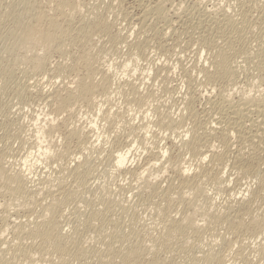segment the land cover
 Here are the masks:
<instances>
[{"label":"rangeland","instance_id":"obj_1","mask_svg":"<svg viewBox=\"0 0 264 264\" xmlns=\"http://www.w3.org/2000/svg\"><path fill=\"white\" fill-rule=\"evenodd\" d=\"M12 1L13 0H0V15L1 14L3 15L4 13L8 14V15L4 14V18L0 16L1 17L0 18L1 20L0 21L1 22L0 32H2V34L6 33L5 30L7 28L6 34L4 35L0 34L1 35L0 36V128H1L0 130L1 131L0 132V148L1 149L0 150H2L1 151L2 153L5 152L4 155L5 154L7 155V156L5 155L6 160H7L6 162L10 163V165L8 163V168L12 167L13 169L18 170L19 164H21L20 163L21 160L26 156V154L32 151L33 152L31 154L38 155L36 151L37 149L35 148L36 147L38 148L39 147L38 145L40 144L38 141L36 142L37 139H35L37 137L36 130L38 131V129L42 127L45 128L46 126L45 124H47L48 126L49 121L53 120V125L56 127V129L54 128L55 130L52 131L53 133L49 134L52 137L47 136L49 139L46 137L48 140L47 142L49 143V146H50L49 149L51 148L50 151H48V158H49V155H50V158L48 159L46 157L45 158L46 160H45L42 157L43 159L42 160L40 157L37 159L36 155H34L36 159L33 158L32 156L31 158L30 157L28 158V161L33 165L30 168L31 173L28 176V179L31 178L29 180H31V182L33 183L29 184V186H31L30 188L32 190L39 189V191H36L37 195H39V196H36V198H38L39 201L41 200V202L39 201L38 202L42 203L43 204L42 206L46 205L49 202L48 200H49V197H51V195L52 196L57 195V192L55 191L56 190L55 188H57L56 187L57 182L56 180L54 181V178L58 176L57 174L59 173L58 171H60L59 168H61V165L64 166L63 163L67 162V159H64L63 157H61L63 159L62 160L59 156H61L62 153L64 154V156L67 153L70 154L71 156L70 155L69 156L71 158H74V160L76 161V162L75 161L72 162L70 164V167H74L76 164H79L82 162L81 160L83 158L78 155L79 153H77V150H78L77 148L79 144L77 143L76 140H71V139L68 140V137H69L68 135L71 129L75 128V129L81 130L84 128L83 129L84 131L83 130L81 131L84 132L85 135H87L90 143L94 142L93 145L95 147L94 149L90 150V152L89 151L84 152L86 156L87 155L89 156L88 158L90 159V162H91L90 164L92 165L91 166L92 170L90 172L91 176H89L87 179V183L85 185L86 190L80 189L79 187L77 188V184H74V182L70 178L68 181H66V183H64L65 185L63 184V186H65L63 187V190H62L64 195H67L68 191L73 189L75 192L78 191L77 193L80 196L76 194V196L71 199L72 201L70 200L71 202L70 201L68 202V208L66 207L64 211L65 212L64 218L66 217V220H64L63 218L62 219L63 221H61L63 225L62 224L61 225L63 228V234L66 233L67 235L74 231V224L76 225L77 223L79 226L83 221V223L79 226L80 231H81L80 233L81 242L80 241L79 242L81 245L85 246L88 249L85 250L87 253L86 258L83 257V259L80 258L78 260L69 258L70 260L68 259L69 260L68 264H90V263L91 264H98V263L104 264L105 262H107L105 264H119L118 259L116 258L112 260H109L107 258L105 259V256L103 255L104 243L106 242L103 238V236H105L104 234L115 235L119 231H120L119 234L121 233L124 236L125 234L126 236H129L130 232L134 234V231H135L136 236L133 238L134 240L132 239L131 241L133 243L134 242L136 243V241L138 240L141 252H144L143 254H145L146 253L145 251H147L148 253V251H150L151 249L153 250L152 248L153 246L151 245L155 242L156 237L159 239V237L161 236L159 235L160 234L159 232H161L162 228H164V226L162 225H165L167 223L166 221L169 218L173 220L175 219L177 221L178 219L182 218L184 214L187 215L188 213H191V210L189 211V208H188L189 207L188 202L185 201V203L182 202L183 204H181V202L179 203V201H177L175 198L172 199L174 195H171L169 197H165L163 195H162L163 197L161 195L155 196L158 199H156L155 197L147 199V196L146 197L142 196V199L141 197L139 199V196H136L137 189L138 187L141 186L143 179H149V178L151 179V177L155 175V172H153L154 170L151 169L150 167L154 165L155 167H157L159 165L163 169L165 168L163 172L164 180L165 178L169 177L168 179H171V180L174 179L173 181L174 183H176L178 179L175 173L176 170H174L176 167L191 166L190 167L191 170L189 173H191L192 175L195 169V165L193 166L192 163L189 164L190 157L185 151L183 152L184 150L183 142L190 140V138L193 136L192 133L198 130V128L200 127L199 125L201 124L203 125L206 121H208V119H210V115L211 116L213 115L212 114L213 107L216 108L219 105L220 103L219 99H220L222 90H225L223 92L225 96L226 94L228 95L229 93L228 96H230V99L231 98L233 99L232 100L233 102L234 100L237 101L245 93H249L250 95H253V96L260 95L261 97L263 95V98H264V90H263L264 89V72L262 73L256 72L255 71L256 69L254 68H256V64L258 63L257 59L256 61H254L255 58L254 60H251L253 55H256V52H258V50L260 49L264 50L263 49L264 48V11H263V6H262L264 0H255V1H252V0H248V1L247 0L246 1L245 0H168V1L164 0L163 6L165 7L166 17H168V18H165L166 20L164 19L160 20L158 17L155 18L156 14L153 13V11L152 12L149 11V9H152L154 4L157 3V1L159 0H150V1L149 0H138V1L136 0H114V2L112 0H74L76 7L73 3H71L73 2V0L71 1L68 0L74 8L73 7L68 8V12H71V13L67 12L68 13L67 15V13L64 14L67 11V7H70V6H67L63 10V14H62L63 17L61 16L62 18H60L61 14L60 15L55 14L56 13L55 9L62 2V0H53L54 3L52 2V0H47L48 2L46 0H44L45 2L43 0H38V1H42V2H38L36 0V3L34 0H23L24 4L23 2L20 3L21 2L20 0H18L19 2H15L16 0H14L13 2ZM26 1L27 2L29 1L30 3L29 2L27 3ZM33 1H34V4H33ZM49 1H51V3ZM99 1H101V3ZM10 2L11 3L15 2V3L11 4ZM31 2L33 5L31 4ZM56 2L58 3L57 6H56L57 4ZM251 2H254V3H251ZM25 5H30V6H25ZM32 6H34V9ZM100 6H101V9L98 8ZM240 6H242L243 10L241 9ZM19 7L22 10L18 9ZM14 8L16 9L14 10ZM75 8L77 11L75 10ZM7 9H10L8 10L10 13L7 12ZM29 9L30 11L32 10V13H29L30 11L29 12L27 11ZM38 9H39V12H36V10L38 11ZM18 10L22 11L23 13H21ZM52 10L55 11V13L51 12ZM202 10L205 12H209L210 10L209 13L212 15V18H210L211 21L209 20L210 23L209 22H207L208 24L204 23L203 26H200L201 28L200 29L194 26L196 24V20L198 21L199 19L198 15ZM11 11L15 12L16 14L15 13L14 14L16 16H14L13 14L12 17L10 18L9 16H11L12 14ZM94 11L96 12L101 11V13L100 12L96 13ZM187 11L188 12L190 11V12L187 13ZM212 11H214L216 14H213L214 12L212 13ZM239 11H242L243 13ZM40 12H42L47 17L51 15L50 18L58 19L59 23L62 22V27L64 26L65 28L68 25L69 27L67 28H69V30L73 29L70 31L72 32L74 31L75 33L71 32V34L64 37V40L59 41L60 44L57 42L54 45L49 44L47 46H42L38 42L39 44L35 43L32 45H25L28 47L24 48L23 46L22 47L19 46L16 43V41L13 42L15 40L14 37L16 38V33L14 31L16 32L18 31L16 29L17 25L19 24V26H22L23 24L24 25L27 23L31 24L32 22L33 24H35L34 17L36 14ZM223 12L224 13L226 12L225 13L226 16L232 17L238 23L242 24V26H245V31H243L244 33L241 32L242 34L232 35L233 39L231 38L232 40L229 41V45H232V47L229 45L226 46L225 40H223L220 36L221 31H219L220 29L218 28L220 26L217 24V22L218 20L220 21V19L222 20V18L224 17L222 16ZM18 13H19V16L20 14H22V17L24 19H21L20 18L21 16L20 17L17 16ZM90 13H92L91 14L92 16L89 15ZM190 13L191 15L188 16V14ZM53 15L54 17H52ZM69 15L73 18H71ZM80 15H81L80 17L81 21L82 19L85 18L83 22L78 20ZM94 15L97 17H95ZM143 15H144V18H143ZM101 16H102V19H101ZM66 17H69V19ZM88 17L90 19H88ZM195 17L198 19H196ZM2 18L4 19L5 24H3L4 21L2 20ZM30 18L32 20H30ZM98 18H100L101 20ZM141 18H143L144 20L146 19V22L144 21L143 24L140 23L141 24L140 25L139 22H141L140 21ZM6 19H7V22L9 23V24L7 23L8 27L5 26ZM12 20L15 26L13 25ZM169 20H171L172 22ZM173 20H175L176 22ZM213 20H215L216 22L215 21L213 22ZM63 21L65 23H63ZM66 21L67 23L70 22L71 24L70 23H69L70 25L67 24ZM41 23H39L38 26L40 28L39 27L38 28L40 30L41 28L47 29V25L46 27L45 26L43 27V25L46 24V21L41 22ZM90 23L91 25L93 24V26H91ZM79 26H82V27H79ZM12 27L14 29H12ZM95 27H98V28L94 29ZM87 28L88 30H85ZM216 28L218 31L215 30ZM93 29L94 31H92ZM101 29H103V31ZM195 29L196 30L199 29V30L196 31ZM105 30H107L108 32ZM214 30H215V33H214ZM86 31H88V33ZM105 32L107 33V35ZM82 33L85 35H81ZM203 33L205 34V36ZM75 34L79 35L78 37L80 39ZM86 34L87 35L89 34V37ZM217 34H219L218 35L219 37H217ZM73 38H75V40H73ZM82 38H85V39H82ZM211 44L213 47L211 46ZM219 45H221V48H224L223 46L225 45L224 49L225 50L227 49L226 51H229V54H231L232 52L236 54L237 52L236 55L232 54V57L230 55L231 60L233 57L234 58L237 57V59L233 58L234 60L237 61L236 62L237 66H236V63L233 64V67L235 68L234 70H236V68L239 66V68H237L238 71L237 70L235 71V84L236 85H234L233 87L224 84L223 80H220L219 82L217 78L215 79L216 81L214 80L212 83H207L206 81L207 78L206 77L204 78L205 75L203 73L205 69L206 70L208 69L207 71L208 72L210 71L209 73H213L214 71L213 67L211 66L212 65L211 62L214 60V57H215L214 55L217 53V52L214 53L215 50L217 48L221 50V48L218 47ZM226 47H228L229 49ZM233 47L234 49H231ZM134 48L136 49V51ZM213 48L215 49L212 51ZM4 50L6 51L4 52ZM219 50L217 49L216 51H219ZM233 50H235V52ZM245 50H249L247 52L251 53L250 54L251 59L248 60L245 57H244L245 60L243 59V56H244L243 53L246 52ZM238 55L240 56V58ZM34 60H38L41 63L42 67L40 69L38 70L34 69V67L32 66ZM30 62H32V64ZM261 64L264 65V62ZM261 64L258 63L257 65L261 66ZM62 66H63V70H62ZM66 68L68 69L66 70ZM89 69H90L91 79H92V80L90 79L91 83L95 84V86H99L96 89L97 90V92H95L96 95L94 93L95 101L93 100V102H85L79 99L76 102H74L72 106L69 107L70 109L67 108L66 109L67 111L58 110L57 101L59 100V98L57 99V97H54V96H59V97H62V95L65 96L66 92H68V89L74 92L73 89L75 88L74 86H76L77 84L76 81H80L81 78H84L83 76L86 77L85 74H87L86 72ZM202 71L203 73H201ZM106 76L109 79V81L106 80ZM103 80L106 82L107 88L109 87L108 91L110 90L108 94L109 96L107 95V98L101 97V93H100L102 82L103 84H105ZM129 81L130 83L133 84V85L132 84L130 85V83L128 84V86L130 85L129 86L130 89L127 86V83ZM124 82L126 86L125 84H123ZM188 83L190 85H188ZM15 84L16 86L19 85L22 87L17 86L16 88ZM131 86H135L134 88L133 87L132 88L138 91H134L133 89H131ZM18 88H24V89L22 90ZM19 90L23 92H20ZM24 90L26 91L25 93H24ZM132 90L134 93L131 92ZM18 91L20 92V95H18L19 94ZM56 91H57V94H60V95H55ZM98 92L100 95L98 94ZM21 94L23 95L25 94V95L23 96ZM19 97H21L22 99ZM54 99H56L57 101ZM213 101H215V103ZM210 104L212 105L216 104V105L212 107ZM187 107H190V108L186 109ZM163 118L166 120H164ZM168 119L169 121L172 119L174 123L176 122L177 124L180 125L179 126L175 123L178 127V129L176 128L175 132L170 131V130L168 131L167 127L166 128L164 127L165 124L163 122L162 124L160 123L161 120L165 121V123H169ZM64 123L66 126H64ZM47 126L45 130L47 129ZM175 127L176 126H174V128ZM194 128H196L197 130H194ZM95 138H97V140L99 139L97 141L99 143L95 141ZM233 141L234 140L231 139L229 143L233 144ZM216 145L218 146H216L217 149L215 148V150L217 152H220V151L222 152L223 150L222 145L217 144V143ZM235 145L238 146L237 143H234L233 146L230 145L232 151L236 150L237 146ZM45 146H47V143L41 144V147H45ZM233 147L235 148V150H233L234 149ZM127 149L130 151L129 153L130 155H128V160H127L126 165L133 170H137V173H142L143 170H146V175L145 173L144 174L142 173L141 175L143 176H138L140 178L136 176L137 177L136 179L135 176H132V177L130 175L123 176L115 168H113V164H112L113 162L111 163L112 159H110L111 156L115 155V153H117L118 150L126 151ZM66 150L68 152H66ZM159 150L161 152H159ZM160 153L161 154L164 153V157L160 158L159 160L157 156ZM73 156L79 159L76 160V158ZM157 160H159V162ZM222 172L225 173L224 175L226 177H228L226 178L225 188H224V185L222 187L215 188L218 191L217 192L214 188H211V187L207 188L208 186L206 187L207 188L206 195L207 197L211 199L210 201L212 202V206L210 208L212 211H216L217 209V211L220 210L224 212L226 202L230 199V197L232 198L233 195L238 197L240 196L239 194H242L244 195V197L246 195V197L249 198L250 197L249 196L250 187L251 189L257 188V185L255 184V182L253 183L254 180H252V182L250 183V181L247 180L246 178L244 179L243 177H240L241 176L240 174L234 171H231L229 167L224 168ZM138 179L140 180V182H138L139 181ZM247 182L249 183L250 187L249 186L247 187L248 185ZM166 184L167 183L163 181L160 183V186L162 188H165ZM75 188H77V190H75ZM243 189L248 191L249 194ZM39 193L40 194L42 193V194L40 195ZM44 196L46 197L48 196V198L47 199L45 198V200L43 201L42 198ZM199 197L200 198H196V199L198 200V202H201L203 200V197L201 196ZM5 199L6 197L4 198L3 196L2 197L0 196V211H1L0 212V235L3 238L1 239V241L3 242L1 244L5 246L4 247L3 245L0 244L4 251L2 253L4 254L2 255L4 256L3 259L6 260L5 261L6 263L8 262L7 264H12V263L13 264H30L31 262L28 263L27 261H24L23 259H21V257L19 258V260L18 258L13 259V257H11L13 255L11 253L13 252H10V251H13V250L11 249L9 250V248H11L10 245H12L15 241V235L13 233L12 228L16 223H19L22 221L24 222L26 217L25 215H23V213H20V212H19L20 214L18 213V215H16L17 213H13L12 210L7 211L5 214V212L3 211L4 209H3V204H2L4 203L3 201ZM149 199L151 202L153 201L152 204L149 201ZM160 199L164 201L161 202ZM145 200L147 201V203L145 202ZM155 200L160 201V202H157V201L155 202ZM168 201L170 204L168 203ZM113 202H114V206H116L117 203L118 204L122 203V206L127 205L126 206L127 210H124L126 212L122 210L120 211L118 207H114ZM143 202L146 204L144 205ZM161 203H163L165 206ZM153 204L154 206H152ZM157 204L161 208H164V209H160V207ZM166 205L171 208H168ZM155 206H156L155 209L157 210L154 209ZM235 207L231 208V209L233 208L234 209H233V212L230 210L228 214L229 219L233 218V215H234L233 213H235L234 210L237 209ZM116 208H117L118 213L116 211ZM128 209L130 210V212ZM166 209H169L170 211H167L166 213ZM39 210H40V207L37 208V210H35V212H37L36 214H30L31 216L27 214L29 217V221L32 222L31 224H33V222H36L38 220L37 217L41 213V211ZM97 210L100 212H98ZM251 210H253L252 211L253 216H257V217L264 219V199H262V201L258 199L256 202H254ZM199 211L200 210H198V213L196 214V218H195V220L199 222L196 223L197 228H195L193 232L190 231V233L188 232V234H186L187 236H185L184 238L177 239V241H173L171 246H174L175 248L173 247L174 248L173 249L170 247L171 248L170 251L169 249L165 250L166 253L165 251L163 252L160 251V254H158L159 251L158 250L156 251L155 249L153 250V252H151L152 250L149 252L151 253V255L146 253L142 259L143 264H149L151 260H156L158 258L160 260L162 259L161 261L165 262V264H199V263L202 264V262L200 261L201 260L200 258L210 252H213L225 258L222 264H243L245 262L246 263L248 262V264H264V255H262L260 251H258V249L260 248L259 246H261L264 242V233L261 236L259 235L257 238L256 237L249 238V235L248 233H246V231L244 232L242 231L240 234H238V236L227 234L226 228L224 226L225 219L223 220V223L218 224L219 227L218 225H215L217 226L216 228L214 225H213L214 227L212 225H210L209 227V225L206 224L207 225L206 226L205 223L203 222V219H201L202 212L201 211L199 212ZM79 212L80 214H78ZM103 212L104 213L107 212V213L104 214L103 216ZM112 212L113 213L115 212V213L113 214ZM126 213L127 214L129 213V214L126 215ZM231 213H232L231 215L232 217L230 216ZM78 215H80L81 217H79ZM161 215L163 217H161ZM82 216H83V219H82ZM164 216H167L168 218L166 217L165 219ZM76 219L77 221H75ZM86 220L88 223L92 224V229L87 228L86 230V228H84ZM129 221L130 222L132 221V222L130 223ZM103 222H105V224ZM116 224L118 227L117 230L112 229L114 228ZM111 225L113 226L111 227ZM198 225L200 226V229ZM83 229L86 231L84 232ZM96 230H97V234H96ZM116 231L118 232L116 233ZM127 232H128V235H127ZM191 232L193 234H191ZM194 232L196 235H194ZM222 236L223 238L224 237L225 238L221 239ZM186 237H188L189 239V240L187 239V242H189L188 244H186L188 245L187 247H190V249L193 248L191 249L192 251L189 250L190 254L188 252L187 254L180 253L178 249L179 246H177L179 244L181 246V243L183 244V242H185L184 239ZM177 242L178 243L180 242V243L177 244ZM127 244L129 245L131 243H126V245ZM148 247H150V249ZM142 248L144 249V251H142ZM98 250H99V253H97ZM97 254L103 257L105 260L100 258ZM44 255L46 254L43 253L40 255H36L37 261L34 260V262H32L31 264H44L45 263L44 261L47 260L48 258V256H44ZM44 257H46V259ZM152 257L153 258L157 257V258L153 259ZM42 258L45 260H43ZM71 259L73 260L72 262H71ZM193 261L195 263H193ZM45 264H48V262H46Z\"/></svg>","mask_w":264,"mask_h":264},{"label":"bare ground","instance_id":"obj_2","mask_svg":"<svg viewBox=\"0 0 264 264\" xmlns=\"http://www.w3.org/2000/svg\"><path fill=\"white\" fill-rule=\"evenodd\" d=\"M14 1V0H13ZM12 1V2H13ZM22 3L23 0H20ZM35 3H36V0H34ZM34 1H33V4H34ZM38 1V0H37ZM44 1V0H43ZM47 1V0H46ZM71 1V0H69ZM68 0L65 1V0H62V2L58 5V1L56 2V6L58 5V7L55 9V11H51V12H54L55 14L57 15H60V18L63 17V10L67 7V6H70V7H67V11L64 13L66 14L68 12V8H72V4L74 3V0L73 2H69ZM114 2V0H112ZM138 1V0H136ZM150 1V0H149ZM168 1V0H167ZM246 1V0H245ZM248 1V0H247ZM252 1H255V0H252ZM15 2H19L18 0H16ZM14 2V3H15ZM27 2V1H26ZM29 2V1H28ZM27 2V3H28ZM38 2H42V1H38ZM45 2V1H44ZM48 2V1H47ZM51 3V1H49ZM53 2V0H52ZM60 2V1H59ZM76 2V1H75ZM101 3V1H99ZM103 2V1H102ZM111 2V3H113ZM164 0H159L157 1V3L154 4V6L152 7V9H149V11H153V13L156 14L155 18H159L160 20L161 19H164L166 20L165 18H168L166 17V13H165V7L163 6L164 5ZM206 2V1H205ZM250 2V1H249ZM259 2V1H258ZM11 3V2H10ZM14 3H11V4H14ZM26 3V4H27ZM30 3V2H29ZM54 3V2H53ZM139 3V2H138ZM199 3V2H198ZM243 3V2H242ZM251 3H254V2H251ZM9 4V5H11ZM24 4V2H23ZM32 4V2H31ZM32 4V5H33ZM99 4V3H98ZM103 4V3H102ZM142 4V3H141ZM210 4V3H209ZM246 4V2H245ZM248 4V3H247ZM8 5V4H7ZM22 5V4H21ZM20 5V6H21ZM37 5V4H36ZM100 5V4H99ZM110 5V4H109ZM113 5V4H112ZM140 5V4H139ZM147 5V4H146ZM241 5V4H240ZM257 5V4H256ZM15 6V5H14ZM25 6H30V5H25ZM24 6V7H25ZM55 6V7H56ZM98 6V5H96ZM95 6V8H96ZM104 6V5H103ZM111 6V5H110ZM116 6V5H115ZM149 6V5H148ZM198 6V5H197ZM263 11H264V1H263ZM10 7V6H9ZM8 7V8H9ZM17 7V6H16ZM33 9H34V6H32ZM76 7V5H75ZM112 7V6H111ZM241 9L243 10L242 6H240ZM238 7V8H240ZM4 8V7H3ZM7 8V7H6ZM28 8V7H27ZM39 8V7H38ZM74 8V7H73ZM101 9V6L98 7ZM116 8V7H115ZM150 8V7H149ZM16 8H14L15 10ZM18 9H21L20 7ZM99 9V10H100ZM240 9V10H241ZM262 9V8H261ZM8 10L10 9H7V12L10 13ZM13 10V11H14ZM22 10V9H21ZM25 10V9H24ZM71 10V9H70ZM69 10V11H70ZM76 10V8H75ZM95 10V9H93ZM98 10V9H97ZM143 10V9H142ZM20 11V10H18ZM26 11V10H25ZM28 12L30 11L27 10ZM35 11V10H34ZM41 11V10H40ZM43 11V10H42ZM77 11V10H76ZM113 11V10H112ZM177 11V10H176ZM182 11V10H181ZM195 11V10H193ZM224 11V9H223ZM245 11V10H244ZM4 12V11H3ZM12 12V11H11ZM21 13H23L22 11H20ZM36 12H39V9L38 11L36 10ZM50 12V13H51ZM74 12V10H73ZM72 12V13H73ZM96 12V11H94ZM93 12V13H94ZM101 13V11H98ZM96 12V13H98ZM115 12V11H114ZM190 12V11H189ZM187 11V13H189ZM204 12V13H203ZM210 12V10H209ZM209 12H205V11H201L199 13V19L198 21L196 20V24L194 27L196 28H200V26H203V24L209 22L210 23V18H212V15L209 13ZM214 11H212L213 13ZM221 12V11H220ZM239 12H242V11H239ZM15 12H12L11 16H9L10 18L12 17V15L14 14ZM25 13V12H24ZM27 13V12H26ZM29 13H32V10L29 12ZM48 13V12H47ZM46 13V14H47ZM68 13H71V12H68ZM67 13V15H68ZM127 13V12H126ZM147 13V12H145ZM144 13V14H145ZM192 13V12H191ZM188 14L189 15H191ZM211 17H210V15ZM222 13V12H221ZM220 13V14H221ZM226 13V12H225ZM225 13L223 12V15L224 16L222 18V20L220 19V21L218 20L217 24L220 26L218 27L221 31V38L223 40H225L226 42V46L229 45V41H231L233 38V34H242L244 33L243 31H245V26H242V24L238 23L236 20H234L232 17H229V16H226ZM233 13V12H232ZM243 13V12H242ZM262 13V12H261ZM5 14V13H4ZM4 14L0 15L1 17L4 18ZM16 14V13H15ZM14 14V16H16ZM34 14V13H33ZM36 14V13H35ZM53 14V13H52ZM92 13H90L89 15H91ZM104 14V13H103ZM102 14V15H103ZM114 14V13H113ZM213 14H216L215 12ZM229 14V13H228ZM5 15H8V14H5ZM56 15V16H57ZM72 15V14H71ZM82 15V14H81ZM81 15L79 16V21L80 20V17ZM172 15V14H171ZM175 15V14H173ZM19 16V13L18 15ZM21 16V17H20ZM20 18L21 19H24L22 17V14H20ZM51 16V15H50ZM45 16L42 12L38 13L35 15L34 17V22L35 24H33V22L31 24H23L22 26H19V24L17 25V32L14 31L16 33V38L14 37V41H16V43L19 45V46H23L24 48L28 47V46H25V45H32V44H35V43H40L42 46H47V45H51V44H56L57 42L59 43L60 40H64V37L65 36H68L69 34H71L72 31L70 30H73V29H70L67 28L69 27L67 25V27L64 28V26L62 27V22L61 25L60 23L58 22L59 20L56 19V18H50ZM62 16V17H61ZM70 16V15H69ZM87 16V14H86ZM92 16V15H91ZM95 16V15H94ZM93 16V18H94ZM146 16V15H145ZM184 16V15H183ZM186 16V15H185ZM214 16V15H213ZM0 17V18H1ZM8 17V18H9ZM18 17V18H19ZM54 17V15L52 16ZM58 17V16H57ZM71 17V16H70ZM85 17V16H83ZM90 17V16H89ZM88 17V19H90ZM97 17V16H95ZM126 17V16H125ZM147 17V16H146ZM180 17V16H178ZM215 17V16H214ZM2 18V20L4 21V19ZM15 18V17H14ZM13 18V19H14ZM65 18V16H64ZM69 19V17H66ZM73 18V17H71ZM104 18V17H103ZM143 18H144V15H143ZM143 18H141V22L143 24V22L145 21L146 22V19L144 20ZM175 18V17H174ZM191 18V17H189ZM235 18V17H234ZM245 18V17H244ZM243 18V19H244ZM27 19V18H26ZM29 19V17H28ZM33 19V17H32ZM30 18V20H32ZM47 19V20H46ZM100 19V18H98ZM101 19H102V16H101ZM100 19V20H101ZM148 19V18H147ZM214 19V18H213ZM251 19V18H250ZM10 20V19H9ZM17 20V19H16ZM15 20V21H16ZM19 20V19H18ZM74 20V19H73ZM77 20V19H76ZM85 20L82 19L81 22H83ZM97 20V19H96ZM104 20V19H103ZM159 20V21H160ZM180 20V19H179ZM210 20V21H209ZM1 21V20H0ZM2 21V22H3ZM26 21V20H25ZM46 21V24L43 25V27L47 25V29H42L41 30L39 29L40 27L38 26L39 23L41 22H45ZM62 21V20H61ZM65 21V19H64ZM63 21V23H65ZM78 21V22H79ZM88 21V20H87ZM153 21V20H152ZM168 21V20H167ZM171 21V20H169ZM175 21V20H173ZM192 21V20H191ZM215 20H213L214 22ZM241 21V20H240ZM247 21V20H246ZM13 22V20H12ZM76 22V21H75ZM86 22V21H85ZM93 22V21H92ZM172 22V21H171ZM170 22V23H171ZM176 22V21H175ZM216 22V21H215ZM221 22V23H220ZM1 23V22H0ZM7 19H6V25L7 26ZM16 23V22H15ZM20 23V22H19ZM22 23V22H21ZM24 23V22H23ZM67 23V21H66ZM70 22H68L67 24H69ZM80 23V22H79ZM101 23V22H100ZM104 23V21H103ZM102 23V24H103ZM106 23V22H105ZM138 23V22H137ZM156 23V22H155ZM174 23V22H173ZM220 23V24H219ZM5 24V21L4 23ZM17 24V23H16ZM42 24V23H41ZM71 24V23H70ZM69 24V25H70ZM74 24V23H73ZM82 24V23H81ZM96 24V23H94ZM118 24V23H117ZM167 24V23H166ZM193 24V25H194ZM208 24V23H207ZM214 24V23H213ZM216 24V25H217ZM245 24V23H244ZM12 25V24H11ZM10 25V26H11ZM13 25L15 26L14 22H13ZM21 25V24H20ZM91 25V23H90ZM89 25V27H90ZM105 25V24H104ZM138 25V24H137ZM141 25V24H140ZM212 25V24H211ZM217 25V26H218ZM256 25V24H255ZM19 26V27H18ZM93 26V24L91 25ZM98 26V25H97ZM108 26V25H106ZM205 26V25H204ZM209 26V25H208ZM1 27V25H0ZM4 27V26H3ZM8 27V26H7ZM39 27V28H38ZM79 27H82V26H79ZM87 27V26H86ZM101 27V26H100ZM105 27V26H104ZM103 27V28H104ZM136 27V26H135ZM142 27V26H141ZM145 27V26H144ZM163 27V26H162ZM165 27V26H164ZM168 27V26H167ZM192 27V26H191ZM207 27V26H206ZM251 27V26H250ZM72 28V27H71ZM98 27H95L94 29H96ZM108 28V27H107ZM252 28V27H251ZM250 28V29H251ZM2 29V28H1ZM12 29H14L12 27ZM11 29V30H12ZM82 29V28H80ZM90 29V28H89ZM94 29L92 31H94ZM100 29V28H99ZM201 29V28H200ZM7 30V28H6ZM5 30V32L7 33V31ZM84 30V29H83ZM85 30H88L85 29ZM103 31V29H101ZM100 30V31H101ZM143 30V29H142ZM196 30V29H195ZM199 30V29H197ZM196 30V31H197ZM207 30V29H206ZM210 30V29H209ZM212 30V28H211ZM217 30V28L215 29ZM215 30H214V33H215ZM2 31V30H1ZM10 31V29H9ZM76 31V30H75ZM82 31V30H81ZM98 31V30H97ZM107 31V30H105ZM201 31V30H200ZM218 31V30H217ZM74 32V31H73ZM72 32V33H73ZM88 33V31H86ZM99 32V31H98ZM108 32V31H107ZM146 32V31H145ZM155 32V31H154ZM166 32V31H165ZM193 32V31H192ZM242 32V33H241ZM6 33H3L0 32V34L4 35ZM9 33V32H8ZM14 33V34H15ZM75 33V32H74ZM77 33V32H76ZM81 33V32H79ZM84 33V32H83ZM81 34V35H85V34ZM92 33V32H91ZM90 33V34H91ZM106 33V32H105ZM163 33V32H162ZM202 33V32H201ZM211 33V32H210ZM213 33V31H212ZM217 33V32H216ZM219 33V32H218ZM12 34V33H11ZM78 34V33H77ZM75 34V35H77ZM96 34V33H95ZM99 34V33H98ZM102 34V33H101ZM167 34V33H166ZM204 34V33H203ZM80 35V36H81ZM87 35V34H86ZM92 35V34H91ZM90 35V36H91ZM103 35V34H102ZM107 35V33H106ZM210 35V34H209ZM219 34H217V37ZM1 36V35H0ZM13 36V35H12ZM79 35H77L78 37ZM89 37V34L87 35ZM165 36V35H164ZM205 36V34H204ZM242 36V35H241ZM73 37V36H72ZM75 37V36H74ZM82 37V36H81ZM189 37V36H188ZM202 37V36H201ZM216 37V36H215ZM237 37V36H236ZM13 38V37H12ZM63 38V39H62ZM79 38V37H78ZM199 38V37H198ZM203 38V37H202ZM232 38V39H231ZM240 38V37H239ZM257 38V37H256ZM67 39V38H65ZM69 39V37H68ZM72 39V38H71ZM77 39V38H76ZM80 39V38H79ZM82 39H85V38H82ZM200 39V38H199ZM211 39V38H210ZM214 39V38H213ZM216 39V38H215ZM235 39V38H234ZM73 40H75V38H73ZM201 40V39H200ZM207 40V39H206ZM236 40V39H235ZM233 40V41H235ZM239 40V39H238ZM259 40V39H258ZM169 41V40H168ZM209 41V40H208ZM218 41V40H217ZM216 41V42H217ZM245 41V40H244ZM62 42V41H61ZM199 42V41H198ZM210 42V41H209ZM222 42V41H221ZM224 42V43H225ZM240 42V41H238ZM242 42V41H241ZM255 42V41H254ZM38 43V44H39ZM205 43V42H204ZM208 43V42H207ZM223 43V42H222ZM236 43V42H235ZM37 44V45H38ZM60 44V43H59ZM138 44V43H137ZM217 44V43H216ZM165 45V44H164ZM195 45V44H194ZM208 45V44H207ZM225 45L223 46L225 48ZM244 45V44H243ZM61 46V45H60ZM135 46V45H134ZM212 46V44H211ZM210 46V47H211ZM216 46V45H215ZM232 47V45H229ZM263 46V45H262ZM143 47V46H142ZM187 47V45H186ZM213 47V46H212ZM211 47V48H212ZM217 47V46H216ZM218 47L221 48V45H219ZM244 47V46H243ZM261 47V46H260ZM132 48V47H131ZM164 48V47H163ZM224 48H221V50H219V48H217L219 51H216L214 53H216L213 56L214 57V60L212 58V67H213V73H209L206 69L204 70V73L203 71L201 73H203L205 76L204 78L206 77L207 78V83H212L216 78L219 80H223L224 81V84L228 85V86H234L236 85L235 84V71L237 70V68H239V66L236 68V70H234L235 68L233 67V64H235L237 61L234 60V59H237V57H233L232 60L230 58V55L232 57V54H234L233 52L231 54H229V51H226ZM228 48V47H226ZM135 49V48H134ZM215 48L212 49V51L214 50ZM224 49V50H222ZM229 49V48H228ZM231 49H234L231 48ZM247 49V48H246ZM264 49V48H263ZM143 50V49H142ZM200 50V49H199ZM254 50V49H253ZM6 50H4L5 52ZM136 51V49H135ZM209 51V50H208ZM211 51V52H212ZM231 51V50H230ZM235 52V50H233ZM246 52L243 53V59L245 60V58H247L248 60L251 59V53L247 52L249 50H245ZM3 52V51H2ZM1 52V53H2ZM141 52V51H140ZM240 53V52H239ZM237 54V52H236ZM234 54V55H236ZM239 56V55H238ZM245 57V58H244ZM240 58V56H239ZM255 58V60H254ZM201 59V58H200ZM257 59V62L258 63H263L264 62V50L260 49L258 50V52H256V55H253L252 59L251 60H254L256 61ZM199 60V59H198ZM246 60V61H248ZM17 61V60H16ZM31 61V60H30ZM208 61V60H207ZM234 61V62H233ZM263 61V62H262ZM250 62V61H249ZM252 62V61H251ZM256 62V63H257ZM32 64V62H30ZM196 63V62H195ZM257 63V64H258ZM247 64V63H246ZM244 64V65H246ZM252 64V63H251ZM256 64V69L255 71L256 72H264V65L261 64L260 65H257ZM248 65V64H247ZM34 69L38 70L42 67L41 63L38 61V60H34L33 61V65ZM207 66V65H206ZM236 66H237V63H236ZM61 67V66H59ZM211 67V68H212ZM245 67V66H244ZM255 67V66H254ZM33 69V68H32ZM65 69V68H64ZM68 68H66L67 70ZM137 69V68H136ZM164 69V68H163ZM250 69V67H249ZM252 69V68H251ZM62 70H63V66H62ZM203 70V69H202ZM253 70V69H252ZM61 71V70H60ZM135 71V70H134ZM201 71V70H200ZM238 71V70H237ZM33 72V71H32ZM93 72V71H92ZM250 72V71H249ZM26 73V72H25ZM87 74L86 77L83 76L84 78H79L80 81H76L75 84L76 86H74L75 88L73 89L74 92H72L70 89H68V92H66L65 96L62 95V97H59V96H54V97H57V99L59 98V100L57 101V105H58V110L60 111H64L66 110L67 108H69L70 106H72V104L74 102H76L77 100H83L85 102H93V100L95 99V96H94V93L97 92V88L99 86H95V84H92L91 83V73H90V69L87 70L86 72ZM133 73V72H132ZM200 73V74H201ZM246 73V72H245ZM93 74V73H92ZM255 74V73H254ZM253 74V75H254ZM107 75V74H106ZM258 75V73H257ZM14 77V76H13ZM253 77V76H252ZM104 78V77H103ZM102 78V79H103ZM91 79V80H90ZM259 79V78H257ZM263 79V78H262ZM105 80V79H104ZM103 80V81H104ZM106 80L109 81V79L107 78L106 76ZM132 80V79H131ZM190 80V79H189ZM198 81V80H197ZM216 81V80H215ZM246 81V80H245ZM93 82V81H92ZM123 82V81H122ZM218 82V81H217ZM216 82V83H217ZM105 84H101V90H100V93H101V97H105L107 98V95L109 94L110 90L108 91L109 87L107 88V84L106 82L104 81ZM108 83V82H107ZM130 83V81L127 83V86L128 84ZM190 83V82H189ZM188 83V85H190ZM193 83V82H192ZM261 83V82H260ZM74 84V85H75ZM109 84V83H108ZM125 84V82L123 83ZM132 83H130L131 85ZM21 85V84H20ZM29 85V84H28ZM94 85V86H93ZM100 85V84H99ZM129 85V86H130ZM133 85V84H132ZM212 85V84H211ZM210 85V86H211ZM221 85V84H220ZM18 87H22V86H19L17 85ZM16 84H15V87L17 88ZM73 86V85H72ZM126 86V84H125ZM128 86V88H129ZM255 86V85H254ZM28 87V86H27ZM135 86H131V89ZM195 87V86H194ZM25 88V87H24ZM24 88H18V89H24ZM71 88V87H70ZM188 88V87H187ZM191 88V87H190ZM219 88V87H218ZM130 89V88H129ZM209 89V88H208ZM256 89V88H255ZM262 89V88H261ZM13 90V89H12ZM70 90V91H69ZM134 90V89H133ZM133 90L131 92H133ZM188 90V89H187ZM235 90V89H234ZM258 90V89H257ZM264 90V89H263ZM20 92H23L21 90H19ZM18 91V92H19ZM112 91V90H111ZM134 91H138V90H134ZM225 90H222V93L224 92ZM259 91V90H258ZM17 92V91H15ZM20 92L18 95H20ZM26 91L24 90V93ZM50 92V91H49ZM233 92V91H232ZM231 92V93H232ZM134 93V92H133ZM201 93V92H200ZM207 93V92H206ZM219 93V92H218ZM221 93V92H220ZM220 95V99H219V105L215 108L213 106L215 105H212L210 104L212 107H213V115L211 116L210 114V119H208V121H206L202 126L199 125L198 127V130L196 128H194V130H197L196 132L194 131V133L190 132L193 134V136L190 138V140H187V141H184L183 142V147H184V150L183 152L185 151L188 156L190 157V161H189V164L192 163L193 166L195 165V169L191 175L190 172V167L191 166H187V167H183V166H179V167H176L175 165V173H176V177L178 178L177 179V182L174 183V177L172 178L173 180L171 179H168V178H165L164 180V177H163V172H164V169L159 166L155 167L154 166H151L150 168L153 169L155 172V175H153L151 177V179H143V182L141 183V186L138 187L137 189V194L136 196H139V199L141 197L142 199V196H147V199L148 198H154L155 196H158V195H163L165 197H169L171 195H174L173 198H175L177 201H179V203L181 202V204H183L182 202L185 203V201L188 202L189 204V211L191 210V213H188L187 215L184 214V216L180 219H178L177 221L174 219H171L169 218L166 222L165 225H162L164 226V228H162V231L159 232L161 235L159 237V239L156 237V240L155 239V242L151 245L153 246V250L155 249L156 251L158 250V254H160V251L163 252L165 250H168L170 251L171 248H173L174 246H171L173 241H177V239H181V238H184L185 236H187L186 234H188V232L190 233V231L193 232V230H195V228H197V224L199 221H196L195 218H196V214L198 213V210H200L202 213H201V219H203V222L205 223V225H218V224H221L223 223V220H224V226L226 228V232L227 234H231V235H237L240 234L242 231H246V233H248L249 235V238L250 237H258L259 235L261 236L264 232V219L260 218V217H257V216H253L252 215V206L254 204V202H256L258 199L262 201V199H264V98H263V95L262 97L259 95V96H253V95H250L249 93H245L242 97H240L237 101L234 100V102L232 101L233 99L231 98L230 99V96L229 93L228 95L223 93ZM99 94V92H98ZM136 94V92H135ZM23 95V94H21ZM25 95V94H24ZM23 95V96H24ZM55 95H60V94H57V91H56V94ZM96 95V93H95ZM100 95V94H99ZM199 95V94H198ZM232 95V94H231ZM234 95V93H233ZM256 95V94H255ZM47 96V95H46ZM109 96V95H108ZM200 96V95H199ZM215 96V95H214ZM44 97V96H43ZM99 97V96H98ZM219 97V96H218ZM21 98V97H19ZM50 98V97H49ZM110 98V97H109ZM143 98V97H142ZM149 98V97H148ZM22 99V98H21ZM24 100V99H23ZM147 100V99H146ZM52 101V100H51ZM95 101V100H94ZM97 101V100H96ZM101 101V100H100ZM103 101V100H102ZM217 101V100H216ZM105 102V101H104ZM107 102V101H106ZM215 103V101H213ZM218 102V101H217ZM50 103V102H48ZM188 103V102H187ZM191 103V102H190ZM212 103V102H210ZM55 104V103H54ZM78 104V103H77ZM76 104V105H77ZM101 105V104H100ZM187 105V104H186ZM189 106V105H188ZM190 107H187L186 109H188ZM192 108V107H191ZM70 109V108H69ZM74 110V109H73ZM67 111V110H66ZM187 111V110H186ZM185 111V112H186ZM189 111V110H188ZM101 112V111H100ZM179 112V111H178ZM190 113V112H189ZM189 115V114H188ZM217 117H216V116ZM165 116V115H164ZM47 117V116H45ZM80 117V116H79ZM161 117V116H160ZM193 117V116H192ZM206 117V116H205ZM53 119V118H52ZM162 119V118H161ZM164 119V118H163ZM167 119V117H166ZM164 119V120H166ZM196 119V118H195ZM46 120V119H45ZM79 120V119H78ZM172 120V119H171ZM169 121V123H165V121L161 120V124L162 122L165 124V128L167 127L168 131H174L176 130V128L178 129L177 124L174 123V121ZM166 121V122H168ZM39 122V121H38ZM68 122V121H67ZM178 122V121H177ZM3 123V122H2ZM48 123V121H47ZM159 123V125H160ZM175 125H174V124ZM180 123V122H179ZM45 124V123H44ZM182 124V123H181ZM196 124V123H195ZM199 124V123H198ZM2 125V124H1ZM8 125V124H7ZM6 125V126H7ZM17 125V124H16ZM35 125V124H34ZM47 126V124H45ZM44 125V126H45ZM58 125V124H57ZM133 125V124H132ZM45 126V128H46ZM63 126V125H61ZM64 126L65 123H64ZM130 126V125H129ZM174 126H176L174 128ZM180 126V125H179ZM196 126V125H195ZM8 127V126H7ZM39 127V126H38ZM80 127V126H79ZM182 127V126H181ZM180 127V128H181ZM44 127L42 128H39L38 131L36 130L37 132V137L35 139L36 142L38 141L40 145H38L39 147L35 149H37V154H34L37 156V159L42 157L45 159L46 157L48 158V151H50L49 149V143L47 142V138L51 135L49 134H52L53 130L56 129V127L53 125V120L49 121L48 123V126H47V129L45 130ZM55 128V129H54ZM73 128V127H72ZM5 129V128H4ZM84 129V128H83ZM81 129V130H83ZM141 129V128H140ZM147 129V128H146ZM1 130V128H0ZM81 130L79 129H71L70 132H69V137H68V140H76L77 143L79 144L78 145V150H77V153H79L78 155L81 156L83 159L81 160L82 162L79 163V164H76L74 167H70V164L72 162H74V158H71L70 154H64L62 153L61 156H59L60 158L63 157L64 159H67V162L63 163L64 166L61 165V168L60 171H58L59 173L57 174L58 176L56 178H54V181L56 180L57 182V185L55 188L56 192H57V195L56 196H52L49 197V202L42 206L43 204L42 203H39L41 202V200L39 201L38 198H36V196H39L37 195V192L36 191H39V189L37 190H32L29 186V184H32L33 182H31V178L28 179V176L29 174L31 173L30 171V168L33 166L29 161H28V158L31 156L33 158L34 155L31 154L32 152L26 154V156L21 160V164H19V169H13L12 167L11 168H8V163L9 162H6V157L4 155V153H2L0 150V196L2 197H6V199L3 201L4 203L3 204V211L6 212L7 211H13V213H17L16 215H18V213H23V215H25V220L24 222H19V223H14L15 225L13 226V233L15 235V241L11 246V248H9V250H13V251H10V252H13L11 254H13L11 257H13V259H17L19 260V258L21 257V259H23L24 261H27L28 263L29 262H34V260H36L37 256L36 255H40V254H46L44 256H48L47 260L46 257H44L45 260L44 262H48V264H68V261L70 260L69 258H72V259H80L83 257H87V253H86V248L85 246L81 245L80 244V228L79 226L83 223H82L78 226V224L76 223V225L74 224V231L67 234L64 233L63 234V228H62V223L61 221H63L62 219L64 218V211L66 209V207L68 208V202L76 196V194H78L77 192L78 191H73L72 190H69L67 195H64V193L62 192L63 190V184L66 183V181L69 180V178L74 182V184H77V188L79 187L80 189H85L86 190V183H87V179L90 175V172H91V162H90V159L88 158L89 156L85 155L84 152H87L92 149H94V142H91L88 140V137L87 135H85L84 132H82ZM88 130V129H87ZM180 130V129H179ZM6 131V130H5ZM84 131V130H83ZM130 131V130H129ZM178 131V130H177ZM182 131V130H181ZM191 131V130H190ZM1 132V131H0ZM34 132V131H33ZM131 132V131H130ZM184 132V131H183ZM189 132V130H188ZM186 132V133H188ZM35 133V132H34ZM93 133V132H92ZM180 134V133H179ZM90 135V134H89ZM131 135V134H130ZM148 135V134H147ZM181 135V134H180ZM187 135V134H185ZM48 136V137H47ZM67 136V135H66ZM184 136V135H183ZM47 137V138H46ZM52 137V136H51ZM148 137V136H147ZM46 138V139H45ZM45 139V140H44ZM49 139V138H48ZM180 139V138H179ZM233 141V144L234 143H237V146L236 147V150L235 148L233 150L235 151H232L231 149V146H233V144L229 143V141ZM99 140V139H98ZM97 138H95V141L97 142L98 141ZM148 140V139H147ZM89 141V142H88ZM143 141V140H142ZM95 142V144H96ZM43 143H47V146L45 147H41V144ZM99 143V142H97ZM134 143V142H133ZM217 144H220L222 145V152H217L215 150L216 145ZM135 144V143H134ZM133 144V145H134ZM154 144V143H153ZM141 145V144H140ZM126 147V146H125ZM132 147V146H131ZM1 149V148H0ZM97 149V148H96ZM130 149V148H129ZM156 149V148H155ZM217 149V148H216ZM131 150V149H130ZM158 150V149H157ZM156 150V151H157ZM6 151V150H5ZM165 151V150H164ZM65 152V151H64ZM66 152H68L66 150ZM159 152H161L159 150ZM163 152V151H162ZM166 152V151H165ZM71 153V152H69ZM130 151L127 149L126 151H117V153H115V155H112L110 159H112L111 163L113 164V168H115L120 174H122L123 176L125 175H130L131 177L132 176H135V178L137 179L138 176H143L141 175L142 173L146 175V170H143L142 173H137V170H133L131 169L130 167H128L126 165L127 163V160H128V155ZM152 153V152H151ZM158 153V152H157ZM70 155V156H69ZM7 156V155H6ZM20 156V155H19ZM75 157V156H73ZM80 157V158H81ZM156 157V156H155ZM160 160V158L164 157V153L163 154H158L157 156ZM156 157V158H157ZM181 157V156H179ZM184 157V156H183ZM49 158H50V155H49ZM48 158V159H49ZM58 158V157H57ZM76 158V157H75ZM157 158V159H158ZM36 159V158H35ZM62 159V158H61ZM60 159V160H61ZM79 159V158H76V160ZM31 160V159H30ZM43 160V159H42ZM46 160V159H45ZM63 160V159H62ZM156 160V159H155ZM159 160H157L159 162ZM185 160V159H184ZM189 160V159H188ZM41 161V160H40ZM156 161V163H157ZM76 162V161H75ZM186 162V161H185ZM184 162V163H185ZM33 163V162H32ZM175 163V162H174ZM183 163V164H184ZM7 164V166H6ZM160 164V163H159ZM165 164V163H164ZM163 164V165H164ZM186 164V163H185ZM10 165V163H9ZM153 165V164H151ZM59 167V166H58ZM229 167V169H231V171H234L238 174H240L241 176L240 177H243L244 179L246 178L247 180L250 181V183L253 181V183L255 182V184L257 185V188L255 189H251L249 183L247 185V187L249 186L250 187V197H245L248 198L246 199L244 197V195L242 194H239L240 196L236 197L235 195L232 196V198L230 197V199L226 202V206L224 208V212L223 211H212L210 208L212 206V202L210 201L211 199L209 197H207L206 195V191H207V188L211 187V188H218V187H222L224 185V188H225V182H226V177L222 172V170L224 168H227ZM58 169V168H57ZM137 169V168H136ZM171 169V168H170ZM193 169V168H192ZM32 170V169H31ZM139 170V169H138ZM149 170V169H147ZM43 171V170H42ZM57 173V172H56ZM172 173V172H171ZM42 174V173H41ZM140 174V175H139ZM56 175V174H55ZM31 176V175H30ZM137 176V177H136ZM148 176V175H147ZM151 176V175H150ZM170 176V175H169ZM225 176V177H224ZM228 176V175H227ZM48 178V177H47ZM126 178V177H125ZM140 178V177H138ZM144 178V177H143ZM142 179V177H141ZM176 179V178H175ZM243 179V180H244ZM49 180V179H48ZM139 180V179H138ZM163 181H165L167 184L165 186V188H162L160 186V183ZM53 182V181H52ZM140 182V180L138 181ZM55 184V182H54ZM133 184V183H132ZM140 184V183H139ZM65 185V184H64ZM165 185V184H164ZM254 185V184H253ZM39 186V185H38ZM139 186V185H138ZM208 186V187H207ZM35 187V186H34ZM207 187V188H206ZM54 188V187H53ZM52 188V189H53ZM77 188H75V190H77ZM162 188V189H161ZM210 188V189H211ZM246 188V187H245ZM69 189V188H68ZM67 189V190H68ZM78 189V190H80ZM129 189V188H128ZM50 190V189H49ZM160 190V192H159ZM216 190V189H215ZM244 190V189H243ZM248 190V189H247ZM43 191V190H42ZM53 191V190H52ZM65 191V190H64ZM84 191V190H83ZM217 191V190H216ZM246 191V190H244ZM36 192V193H35ZM82 192V191H81ZM80 192V193H81ZM215 192V191H214ZM218 192V191H217ZM248 192V191H246ZM40 194V193H39ZM42 194V193H41ZM40 194V195H41ZM238 194V193H237ZM249 194V192H248ZM79 195V194H78ZM80 196V195H79ZM78 196V197H79ZM105 196V195H104ZM111 196V194H110ZM162 196V197H163ZM176 196V197H175ZM190 196V197H189ZM193 196V197H192ZM199 196L203 197V200L201 202H198V200L196 198H200ZM45 198L47 199L48 196H44L42 198V200L44 201ZM104 198V197H103ZM156 198V197H155ZM160 198V197H159ZM171 198V197H170ZM79 199V198H78ZM130 199V198H129ZM135 199V198H134ZM158 199V198H156ZM164 199V198H163ZM169 199V198H168ZM77 200V199H76ZM121 200V199H119ZM153 200V199H152ZM161 202H163L164 200L160 199ZM166 200V199H165ZM175 200V201H176ZM39 201V202H38ZM72 201V200H71ZM70 201V202H71ZM75 201V200H74ZM142 201V200H141ZM140 201V202H141ZM150 201V199H149ZM157 200H155L156 202ZM83 202V201H82ZM145 202L147 203V201L145 200ZM151 202V201H150ZM153 202V201H152ZM151 202V204H152ZM157 202H160V201H157ZM112 203V202H111ZM116 203V202H115ZM120 203V202H119ZM144 203V202H143ZM144 203V205L146 204ZM149 203V202H148ZM166 203V202H165ZM169 203V201H168ZM175 203V202H174ZM200 203V204H199ZM1 204V206H2ZM77 204V203H75ZM106 204V203H105ZM121 204V205H120ZM116 206H114V202H113V206L114 207H118L120 209V211H124V210H127V205L125 206H122V203H120ZM163 204V203H161ZM170 204V203H169ZM168 204V206H169ZM177 204V203H176ZM180 204V206H181ZM187 204V205H188ZM216 204V203H215ZM70 205V204H69ZM158 205V204H157ZM160 205V203H159ZM158 205V206H159ZM164 205V204H163ZM186 205V204H185ZM256 205V204H255ZM80 206V205H79ZM78 206V207H79ZM151 206V205H150ZM154 206V204L152 205ZM165 206V205H164ZM167 206V205H166ZM167 206V207H168ZM171 206V205H170ZM183 206V205H182ZM236 206V207H235ZM40 207V210L41 213L38 215V220L36 222H33V224H31L32 222L29 221V216H31L30 214H36L37 212H35V210H37V208ZM106 207V206H105ZM126 209H125V208ZM139 207V206H138ZM160 207V206H159ZM158 207V209H159ZM165 207V208H167ZM232 207H235L237 208L235 211V213H233V218H230L229 219V212L230 210L233 212V209H231ZM129 208V206H128ZM156 208V206L154 207V209ZM168 208H171V207H168ZM183 208V207H182ZM187 208V209H188ZM213 208V207H212ZM222 208V207H221ZM93 209V208H92ZM104 209V208H103ZM114 209V208H113ZM111 209V210H113ZM118 209V210H119ZM137 209V208H136ZM152 209V208H151ZM160 209H164V208H161ZM106 210V209H105ZM109 210V209H108ZM115 210V209H114ZM129 210V209H128ZM139 210V209H138ZM157 210V209H155ZM214 210V209H213ZM255 210V209H254ZM67 211V210H66ZM92 211V210H91ZM98 211V210H97ZM104 211V210H103ZM110 211V210H109ZM116 211H117V208H116ZM115 211V212H116ZM119 211V212H120ZM162 211V210H161ZM165 211V210H164ZM167 211H170L169 209H166V213ZM199 211V212H200ZM1 212V211H0ZM3 212V213H4ZM74 212V211H73ZM78 212V211H77ZM96 212V210H95ZM94 212V213H95ZM100 212V211H98ZM114 212V213H115ZM126 212V211H124ZM128 212V211H127ZM130 212V210H129ZM255 212V211H254ZM19 213V214H20ZM68 213V212H67ZM107 213V212H106ZM103 212V216L104 214H106ZM109 213V212H108ZM113 213V212H112ZM113 213V214H114ZM118 213V211H117ZM123 213V212H122ZM132 213V212H131ZM134 213V212H133ZM9 214V213H8ZM28 214V215H27ZM80 214V212L78 213ZM82 214V213H81ZM111 214V213H110ZM129 214V213H128ZM126 213V215H128ZM165 214V213H164ZM15 215V214H14ZM27 215V216H26ZM77 215V214H75ZM108 215V214H107ZM120 215V214H119ZM124 215V214H122ZM125 215V216H126ZM149 215V214H148ZM163 215V214H162ZM161 215V217H163ZM166 215V214H165ZM169 215V214H168ZM200 215V214H199ZM232 215V213L230 214V216ZM261 215V214H260ZM10 216V215H9ZM68 216V215H67ZM72 216V215H71ZM79 217H81L80 215H78ZM84 216V215H83ZM83 216H82V219H83ZM110 216V215H109ZM124 216V217H125ZM132 216V215H131ZM134 216V215H133ZM159 216V214H158ZM76 217V216H75ZM120 217V216H119ZM144 217V216H143ZM167 216H164V218L166 219ZM232 217V216H231ZM32 218V217H31ZM68 218V217H67ZM130 218V217H129ZM137 218V217H136ZM135 218V219H136ZM168 218V217H167ZM73 219V218H72ZM85 219V218H84ZM121 219V218H120ZM164 219V221H165ZM7 220V219H6ZM33 220V219H32ZM64 220H66V217L64 218ZM81 220V218H80ZM160 220V219H159ZM163 220V219H162ZM246 220V221H245ZM11 221V220H10ZM69 221V220H68ZM77 221V219L75 220ZM122 221V220H121ZM74 222V221H73ZM130 222V221H129ZM132 222V221H131ZM130 222V223H131ZM153 222V221H152ZM202 222V223H203ZM105 224V222H103ZM113 223V222H112ZM165 223V222H164ZM4 224V223H3ZM62 224V225H61ZM70 224V223H69ZM73 224V223H72ZM162 224V223H161ZM67 225V224H66ZM206 225V226H207ZM9 226V225H8ZM102 226V225H101ZM109 226V225H107ZM113 225H111L112 227ZM158 226V225H157ZM211 226V227H212ZM213 226V227H214ZM223 226V225H222ZM220 226V227H222ZM83 227V226H82ZM199 229H200V226L198 225ZM217 226H215L216 228ZM219 227V225H218ZM65 228V227H64ZM86 230L87 228L89 229H92V224L91 223H88L87 220L85 221V227ZM109 228V227H108ZM117 224L114 226V230H117ZM105 229V228H104ZM123 229V227H122ZM8 230V229H7ZM11 230V229H10ZM84 230V229H83ZM84 230V232L86 231ZM112 230V231H114ZM119 230V229H118ZM145 230V229H144ZM90 231V230H89ZM95 231V230H94ZM92 232V231H91ZM101 232V231H100ZM103 232V231H102ZM108 232V231H107ZM118 231H116L117 233ZM120 232V231H119ZM119 232L115 235H106L104 234L105 236H103L104 240L106 241L104 243V248H103V255L105 256V259H109V260H112L114 258L118 259V263L119 264H143V257L144 255L147 253V251H145L146 253L143 254L144 252H141V249H140V246H139V241L136 243L132 242L131 240L136 236L135 235V231H134V234L130 232V235L129 236H125L123 234H119ZM133 232V231H132ZM191 232V234H193ZM197 232V231H196ZM199 232V230H198ZM83 233V232H82ZM114 233V232H113ZM124 233V232H123ZM153 233V232H152ZM3 234V233H1ZM95 234V233H94ZM96 234H97V230H96ZM99 234V233H98ZM137 234V233H136ZM199 234V233H197ZM226 234V233H225ZM127 235H128V232H127ZM190 235V234H189ZM194 235L195 232H194ZM230 235V236H231ZM83 237V236H82ZM132 237V238H131ZM139 237V235H138ZM190 237V236H189ZM220 237V236H219ZM84 238V237H83ZM82 238V240H83ZM223 238V236L221 237V239ZM225 238V237H224ZM223 238V239H224ZM228 238V237H227ZM245 238V237H244ZM2 236L0 235V244L3 243L1 241ZM100 239V238H99ZM136 239V238H135ZM140 239V237H139ZM187 239L188 237H186L184 240L185 242H183V245L181 243V246H180V242L177 244L178 249L180 251V253H185L187 254V252L189 253V250L193 249L190 247H187L189 242H187ZM88 240V239H87ZM134 240V239H133ZM154 240V239H153ZM189 240V239H188ZM226 240V239H225ZM80 241V242H79ZM130 241V242H129ZM224 241V240H223ZM84 242V241H83ZM153 242V241H152ZM187 242V243H186ZM126 243H131V244H127ZM175 243V242H174ZM241 243V242H239ZM261 243V242H260ZM94 244V243H93ZM141 244V243H140ZM3 245V244H1ZM0 245V264H7L3 258L4 254H2L4 251L2 249V246ZM7 245V244H6ZM4 246V245H3ZM150 246V247H151ZM176 246V247H177ZM190 246V245H189ZM5 247V246H4ZM85 247V249H84ZM103 247V245H102ZM150 247H148L150 249ZM171 247V248H170ZM193 247V246H192ZM197 247V246H196ZM260 248L258 249V251H260V253L262 255H264V242L261 246H259ZM175 248V247H174ZM173 248V249H174ZM90 249V248H89ZM95 249V248H94ZM199 249V248H198ZM5 250V249H4ZM8 250V249H7ZM92 250V248H91ZM102 250V249H101ZM146 250V249H145ZM152 250V249H151ZM150 250V251H151ZM153 250L151 252H153ZM88 251V250H87ZM142 251H144V249L142 248ZM150 251H148L147 254H150L149 253ZM192 251V250H191ZM94 252V251H93ZM97 252V251H95ZM216 252V251H215ZM90 253V252H89ZM99 253V250L98 252ZM102 253V252H101ZM166 253V251H165ZM163 253V254H165ZM178 253V252H177ZM96 254V253H95ZM162 254V253H161ZM190 254V253H189ZM222 254V253H221ZM98 255V254H97ZM102 255V254H101ZM203 255V254H202ZM89 256V255H88ZM95 256V255H94ZM100 258H102L103 260H105L103 257H101L100 255H98ZM155 256V255H153ZM188 256V255H187ZM192 256V254H191ZM43 257V256H42ZM97 257V256H96ZM110 257V258H109ZM242 257V256H241ZM153 258V257H152ZM157 258V257H155ZM153 258V259H155ZM161 258V257H160ZM164 258V257H163ZM176 258V257H175ZM192 258V257H191ZM243 258V257H242ZM69 259V260H68ZM71 259V262L73 261ZM89 259V258H88ZM150 259V258H148ZM202 264H222L223 263V260L225 258H223L222 256L218 255V254H215L213 252H210L206 255H204L203 257L200 258ZM41 260V259H40ZM145 260V259H144ZM160 259H156V260H151L149 262V264H165V262L163 261H159ZM165 260V259H164ZM37 261V260H36ZM35 261V262H36ZM99 261V260H98ZM197 261V260H196ZM13 262V261H12ZM101 262V260H100ZM104 262V261H103ZM112 262V261H111ZM244 262V261H243ZM242 262V263H243ZM24 263V262H23ZM30 263V264H31ZM43 263V262H42ZM44 263V264H45ZM107 263V262H105ZM104 263V264H105ZM109 263V262H108ZM145 263V261H144ZM167 263V262H166ZM193 263H195L193 261ZM13 264V263H12ZM91 264V263H90ZM100 264V263H98ZM103 264V263H102ZM200 264V263H199ZM243 264H248V262L246 263H243Z\"/></svg>","mask_w":264,"mask_h":264}]
</instances>
